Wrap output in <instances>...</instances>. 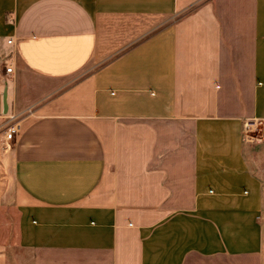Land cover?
<instances>
[{"label": "crops", "instance_id": "0c3cea01", "mask_svg": "<svg viewBox=\"0 0 264 264\" xmlns=\"http://www.w3.org/2000/svg\"><path fill=\"white\" fill-rule=\"evenodd\" d=\"M248 120L264 0H0V264H264Z\"/></svg>", "mask_w": 264, "mask_h": 264}, {"label": "built area", "instance_id": "2783aa9c", "mask_svg": "<svg viewBox=\"0 0 264 264\" xmlns=\"http://www.w3.org/2000/svg\"><path fill=\"white\" fill-rule=\"evenodd\" d=\"M10 43H14L13 39L9 40ZM6 72L8 74L14 73V66L7 65ZM21 114L12 113L8 115L6 121L8 125L5 128V137L7 141H12L15 134L19 130V117ZM262 122L260 120H248L244 123L243 128V139L247 143L260 142L263 140L264 136L261 128Z\"/></svg>", "mask_w": 264, "mask_h": 264}]
</instances>
